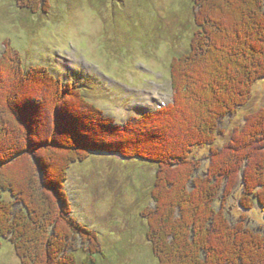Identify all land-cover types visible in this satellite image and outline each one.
Returning <instances> with one entry per match:
<instances>
[{
  "label": "trees",
  "instance_id": "16d2710c",
  "mask_svg": "<svg viewBox=\"0 0 264 264\" xmlns=\"http://www.w3.org/2000/svg\"><path fill=\"white\" fill-rule=\"evenodd\" d=\"M16 1L37 14L46 13L51 0ZM195 2L198 30L191 52L172 62L173 103L125 128L103 119V112L84 96L82 85L65 84L45 66L27 67L21 52L4 44L0 82L16 80L19 91L0 103V248L4 242L15 245L21 264H79L77 253H85L82 248L89 244L83 264H97L103 257L99 234L73 216L68 195L71 166L93 154H119L158 167L153 191L157 208L144 215L157 264H264V233L250 227L244 214L256 203L264 212V109L248 117L226 148L217 146L226 137L219 127L251 103L254 87L264 81V0ZM234 4L239 10L227 12ZM46 81L54 89L46 83L33 98L27 96L24 105L13 103L19 93L25 94V83ZM72 94L80 104L69 107L78 116L66 115L64 108L54 105ZM42 112L47 125L42 124ZM165 127H174L173 134L180 138L168 139L161 131ZM148 129L151 132H145ZM37 130L48 135L45 140H34ZM142 132H158L152 137L161 141L129 151L135 148L125 146L127 136ZM255 140L263 149L257 148L252 157ZM147 142L151 144V138ZM208 148L207 173L200 165L206 159L195 153ZM56 159L59 163L54 165ZM240 171L244 179L239 190L235 174ZM233 189L242 194L237 200L243 211L239 218L229 206ZM243 246L249 248L248 258L241 255Z\"/></svg>",
  "mask_w": 264,
  "mask_h": 264
},
{
  "label": "rangeland",
  "instance_id": "374dc122",
  "mask_svg": "<svg viewBox=\"0 0 264 264\" xmlns=\"http://www.w3.org/2000/svg\"><path fill=\"white\" fill-rule=\"evenodd\" d=\"M231 10L227 8L226 11L237 12L239 6L234 4ZM46 11L32 14L22 9L16 0H0V57L4 54V44L8 42L21 52L22 62L27 67L45 66L65 84L82 85L84 96L103 112V119L114 120V124L122 128L173 103L172 62L191 52L192 40L198 30L195 0H51ZM3 80L0 82L1 104L19 91L16 80ZM46 83L54 89L47 81L41 85L37 82L36 86L25 83V94L19 93L13 103L24 105L27 96L33 98ZM43 92L47 93V88ZM155 99L157 104L163 99L162 104L156 105ZM78 103L72 94L64 101L58 98L54 105L64 108L66 115L71 112L70 115L78 116L74 108L69 107ZM261 109H264V81L254 87L251 103L219 127L226 132V137H221L217 146L226 148L232 139H237V129H243L248 117ZM41 114L42 124L47 125V115ZM29 115L36 113L29 112ZM174 130V127L161 128L163 133L167 132L168 139L180 138V135L173 134ZM36 132L38 135L29 137V142L45 140L48 136ZM142 134L127 136L125 146L131 144L135 148L129 151L155 147L157 141H161L153 140L152 135L158 132L148 136ZM113 138L117 141L116 136ZM150 138L151 144L147 142ZM118 139L123 137L118 136ZM260 142L255 140V150L250 151L252 157L258 152L257 148L263 149ZM39 155L43 156L42 153ZM209 155L210 148L195 153L199 159H206L200 165L207 173L211 169ZM63 159L61 156L59 160L65 166ZM254 162L252 158L253 166ZM58 163L57 159L53 162L54 165ZM157 170L152 163L125 159L119 154H93L88 160L71 166L69 201L74 207L73 216L80 224L100 236V249L104 255L96 261L97 264L158 263L147 236L148 222L144 218L146 211L157 208L153 198ZM235 175L240 190L244 174L240 171ZM224 182L227 187L228 179ZM239 192L233 189L228 196L230 210L238 218L243 213L237 201L242 195ZM244 214L250 227L264 233V212L258 203L252 211ZM89 248L85 245L82 251L86 249V252L77 253L79 264L88 259ZM16 251L15 245L4 242L0 248V264H21ZM241 252L248 258L249 248L243 246Z\"/></svg>",
  "mask_w": 264,
  "mask_h": 264
},
{
  "label": "bare ground",
  "instance_id": "6f19581e",
  "mask_svg": "<svg viewBox=\"0 0 264 264\" xmlns=\"http://www.w3.org/2000/svg\"><path fill=\"white\" fill-rule=\"evenodd\" d=\"M162 100H163V99H161L160 103L157 104L158 101H157V99H155L156 105H161V104H162ZM170 105H171V104H170ZM170 105H169V106H170ZM167 107H168V106H167ZM167 107H166V108H167Z\"/></svg>",
  "mask_w": 264,
  "mask_h": 264
}]
</instances>
